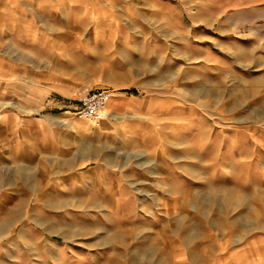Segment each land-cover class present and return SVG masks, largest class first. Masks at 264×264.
I'll list each match as a JSON object with an SVG mask.
<instances>
[{
	"label": "rangeland",
	"instance_id": "obj_1",
	"mask_svg": "<svg viewBox=\"0 0 264 264\" xmlns=\"http://www.w3.org/2000/svg\"><path fill=\"white\" fill-rule=\"evenodd\" d=\"M1 1L0 264H264V0Z\"/></svg>",
	"mask_w": 264,
	"mask_h": 264
},
{
	"label": "crops",
	"instance_id": "obj_2",
	"mask_svg": "<svg viewBox=\"0 0 264 264\" xmlns=\"http://www.w3.org/2000/svg\"><path fill=\"white\" fill-rule=\"evenodd\" d=\"M7 8H8V6L5 4V2L0 0V27L3 25H8V23L10 22V18H8V15L6 13H4ZM95 87H98V86H95ZM100 88L107 89L111 92V98L107 104V108H108V111L110 114V116L108 117L109 120L121 119L124 117L123 115H126L127 113H132V112L138 111L141 108L139 103L133 98L116 97V96L112 95L113 92H116V91H114V90L111 91L110 89L105 88V87H100ZM51 103L53 104L54 107L58 108L59 111H61V112L63 111V113H68V114H72V115H73V111H75V109L77 107L76 104H73V103L65 100V97L64 98L53 97V98H51ZM33 110L37 111L36 109H33ZM45 120H48V121L52 120L57 124H59V123L64 124L65 123L64 125L70 126L72 128H73L72 125H74L75 128H78V129L83 130L85 132H89L91 127H92V129L95 128L96 131H101L104 129V127L102 125L104 121H102L98 125H92L91 124L90 128H87V126H84V124L81 123L82 119L78 120V121H74L71 118L67 119V117L65 115L57 116V118H55V119H54V117H50V119L48 117H46ZM65 121H69V122H65ZM83 121H85V120H83ZM43 123L44 122L39 121L38 126L42 127Z\"/></svg>",
	"mask_w": 264,
	"mask_h": 264
},
{
	"label": "built area",
	"instance_id": "obj_3",
	"mask_svg": "<svg viewBox=\"0 0 264 264\" xmlns=\"http://www.w3.org/2000/svg\"><path fill=\"white\" fill-rule=\"evenodd\" d=\"M111 98V92L107 89L81 85L75 88L65 100L76 104L73 115L78 119L97 125L109 116L107 104Z\"/></svg>",
	"mask_w": 264,
	"mask_h": 264
},
{
	"label": "bare ground",
	"instance_id": "obj_4",
	"mask_svg": "<svg viewBox=\"0 0 264 264\" xmlns=\"http://www.w3.org/2000/svg\"><path fill=\"white\" fill-rule=\"evenodd\" d=\"M102 121H103V120H102ZM102 121H101V122H102ZM65 122H66V121H65ZM101 122H99L98 124H100ZM87 124H88V125H87ZM98 124H97V125H98ZM72 126H73V125H72ZM84 126H87V128H90L91 124L88 123V122H86V123H84Z\"/></svg>",
	"mask_w": 264,
	"mask_h": 264
}]
</instances>
